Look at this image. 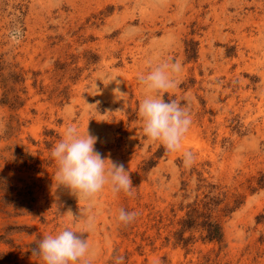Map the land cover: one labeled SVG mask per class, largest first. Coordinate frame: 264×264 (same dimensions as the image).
Returning a JSON list of instances; mask_svg holds the SVG:
<instances>
[{"label":"rangeland","instance_id":"374dc122","mask_svg":"<svg viewBox=\"0 0 264 264\" xmlns=\"http://www.w3.org/2000/svg\"><path fill=\"white\" fill-rule=\"evenodd\" d=\"M164 61L181 70L163 99L191 117L178 151L137 115V77ZM68 124L124 166L131 195L106 185L78 201L56 186L49 152ZM199 177L243 202L222 241L186 231L184 244L174 233ZM89 204L95 226L75 235L90 264H264V0H0V264H43V235L84 231ZM121 209L137 215L124 224Z\"/></svg>","mask_w":264,"mask_h":264},{"label":"clouds","instance_id":"9594fccd","mask_svg":"<svg viewBox=\"0 0 264 264\" xmlns=\"http://www.w3.org/2000/svg\"><path fill=\"white\" fill-rule=\"evenodd\" d=\"M13 42L18 41L20 30L9 33ZM181 70L178 62H161L146 73L138 75L146 94L139 101L137 115L142 123L143 135L158 141L167 151H178L191 125V117L180 99L165 101L163 96L175 87L173 73ZM97 137L87 131L81 134L75 124H68L60 139L50 148L49 155L56 165V186H64L80 199L94 202L96 194L107 185L113 193L124 192L131 195L133 188L128 171L122 164L102 158L95 150ZM193 160L191 151L183 152V162L188 165ZM91 204L80 208L81 217L86 219V229L76 231L65 227L54 234H45L38 242V256L43 264H90L89 242L75 233L90 231L95 226V217L90 214ZM136 212L121 209L116 217L119 222H131ZM123 257L115 258L114 264H122Z\"/></svg>","mask_w":264,"mask_h":264},{"label":"trees","instance_id":"16d2710c","mask_svg":"<svg viewBox=\"0 0 264 264\" xmlns=\"http://www.w3.org/2000/svg\"><path fill=\"white\" fill-rule=\"evenodd\" d=\"M199 183L197 190L202 188L203 192L196 194L185 206L187 210L179 221L180 228L174 233L177 242L187 244L194 239L193 235L185 238L186 231L199 232L202 240L222 241L224 237L222 217L230 214L243 202L241 195H237L232 203L227 202V192L222 191L217 184L205 183L204 178L199 177ZM183 188H187V182H183Z\"/></svg>","mask_w":264,"mask_h":264}]
</instances>
